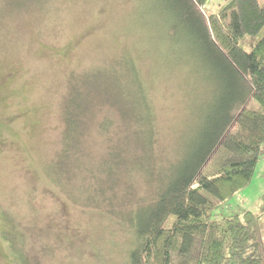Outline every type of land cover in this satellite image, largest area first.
<instances>
[{"label":"rangeland","instance_id":"rangeland-1","mask_svg":"<svg viewBox=\"0 0 264 264\" xmlns=\"http://www.w3.org/2000/svg\"><path fill=\"white\" fill-rule=\"evenodd\" d=\"M229 1L208 0L203 11L216 13ZM17 3L0 0V264H16L2 236L6 232L23 238L14 240L20 247L16 259L21 264H121L130 231L118 219L124 220L122 214L150 201L158 182L146 179L133 160L131 168L129 163L119 165L112 188L104 178L111 189L100 194L85 171L89 165L94 172L104 168L102 159L114 141L129 143L125 134L132 129L126 127L136 126L139 112L135 109L128 123L116 107L96 100L81 137L86 156L75 171L59 173L70 165L58 157L68 79L83 74L88 83L99 85L101 93L108 89L112 96L130 102L136 100L132 61L141 66L151 85L155 113V118L145 121H156L153 158L167 164L190 132L186 122L190 106H197L199 74L184 73L180 63L164 72V66H175V62L171 60L170 65L171 52L150 25L144 1ZM248 106L257 108L258 103L250 99ZM104 121L106 129H101ZM153 169L158 172L162 166ZM53 177L60 183H53ZM263 192L264 152L249 184L217 213L257 212ZM95 199L102 200L100 206L93 203Z\"/></svg>","mask_w":264,"mask_h":264},{"label":"trees","instance_id":"trees-1","mask_svg":"<svg viewBox=\"0 0 264 264\" xmlns=\"http://www.w3.org/2000/svg\"><path fill=\"white\" fill-rule=\"evenodd\" d=\"M20 1L25 0H7ZM134 1L146 2L150 25L171 52L168 60L175 66H164V72L180 63L184 73L199 74L197 106L188 110L187 139L181 150L172 152L173 160L156 163V121L145 123L152 115L155 118L151 85L133 61L130 71L136 100L130 102L112 96L108 89L101 93L99 85L88 83L83 74L73 76L62 104L64 127L58 153L59 160L66 159L70 165L59 173L80 166L86 156L81 137L92 105L96 100L109 102L128 123L138 115L137 124L126 127L132 129L125 134L129 143L114 141L102 159V170L86 168L89 180L103 194L108 188L105 179L112 188L119 165L129 163L131 168L134 160L146 179L158 182L150 201L122 214L124 220L118 219L130 231L121 264H264V192L257 212L217 213L249 184L264 143V0H230L208 14L203 11L208 0ZM250 99L257 101V108L248 106ZM135 109L139 113L134 116ZM100 124L106 129L107 122ZM152 165L162 169L153 172ZM58 180L52 178L53 183L59 184ZM93 191L89 184V193ZM99 201L93 203L100 206ZM8 234H2L8 240V252L21 264L16 259L20 247L14 240L23 238Z\"/></svg>","mask_w":264,"mask_h":264},{"label":"crops","instance_id":"crops-1","mask_svg":"<svg viewBox=\"0 0 264 264\" xmlns=\"http://www.w3.org/2000/svg\"><path fill=\"white\" fill-rule=\"evenodd\" d=\"M263 146H264V143L261 145V150H260L259 156H260V154H262L264 152Z\"/></svg>","mask_w":264,"mask_h":264}]
</instances>
